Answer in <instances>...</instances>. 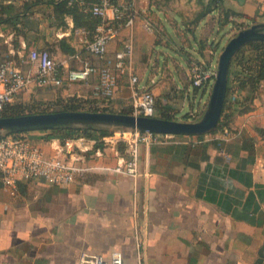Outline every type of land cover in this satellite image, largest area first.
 <instances>
[{"label": "crops", "instance_id": "obj_1", "mask_svg": "<svg viewBox=\"0 0 264 264\" xmlns=\"http://www.w3.org/2000/svg\"><path fill=\"white\" fill-rule=\"evenodd\" d=\"M32 1L0 0V59L14 61L33 77L14 101L78 97L118 111L129 108L127 71L119 73L117 89L107 100L98 94L95 75L61 86L36 82L38 68L28 62L33 48L48 49L59 58L62 71L78 68L87 59L72 17L62 27L50 17L49 4L26 10ZM200 1L209 0H135L138 17L133 27H121L106 58L91 56L93 62L114 67L116 51L131 39L133 73L154 92L157 103L182 110L189 102H205L211 88L194 92L189 69L195 62L216 66L235 31L231 25L219 31L217 11L195 21ZM222 1L264 21V0ZM11 14L21 15L15 25L3 21ZM146 18L158 31L143 28ZM238 99L242 103L229 129L141 143L138 177L115 171L127 160L118 144L100 147L90 140L97 137H87L75 140L73 155H68L80 157L77 163L89 168L73 183L20 181L18 193L11 195L0 181V264H90L84 255L108 260L117 250L126 262L135 261L141 251L143 264H264V83L253 93L248 88L238 91ZM48 133L27 131L52 155L59 140Z\"/></svg>", "mask_w": 264, "mask_h": 264}, {"label": "built area", "instance_id": "obj_2", "mask_svg": "<svg viewBox=\"0 0 264 264\" xmlns=\"http://www.w3.org/2000/svg\"><path fill=\"white\" fill-rule=\"evenodd\" d=\"M85 12L101 18L93 34L85 27L75 28L78 43L84 45L86 50L97 57L105 59L109 44L118 37L121 27H133L138 17L135 0H77ZM143 28L150 33L155 31L151 19L146 18ZM134 54V45L131 39L124 41L121 49L116 51L114 67L106 63H94L83 61L80 67L62 71L56 58L48 49L33 48L28 54V62L37 66L36 82L43 87L61 86L68 83L83 82L95 75L98 78V94L106 100L111 98L118 86L119 73L130 75L132 99L130 113L136 115L157 116V99L154 92L140 83L138 75L133 73L131 62ZM217 72V65H206L203 62H195L189 69V79L193 87H209L213 84ZM33 79L28 73L12 60L0 59V111L10 102H13L28 86ZM238 97L237 92L230 96L231 101ZM173 134H160L153 132L121 131L114 130L111 134L102 136L91 141L126 145L125 153L127 160L118 165L115 171L138 177L140 170L141 143L151 144L169 139ZM198 137V135H195ZM58 139V138H57ZM87 137L79 135L67 138L63 143L59 140L54 145L55 153L46 155L42 148L29 137L27 131L16 132L0 136V181L4 188L11 194L16 195L19 191L20 181L45 179L56 185H67L83 177L88 167L79 164L80 157H71L75 140L86 141ZM201 140L198 139L197 142ZM71 155V156H68ZM143 253L137 252L135 261L126 262L121 251H114L110 259L102 256L86 257L84 261L90 264H143Z\"/></svg>", "mask_w": 264, "mask_h": 264}, {"label": "trees", "instance_id": "obj_3", "mask_svg": "<svg viewBox=\"0 0 264 264\" xmlns=\"http://www.w3.org/2000/svg\"><path fill=\"white\" fill-rule=\"evenodd\" d=\"M86 1L89 3L92 0ZM118 1L119 0H112V3H118ZM41 3L49 4L50 6H52V11L49 15L53 19V22L62 27L67 26V17L70 16L73 19L74 27H85L87 30L90 31L91 34H93L96 27L101 22L100 17L94 16L90 12H85L83 10L82 5L77 0H34L28 3L25 9L27 10L30 8V6ZM200 4L202 5V7L199 13H197L194 17L195 21H199L201 18H204L207 14L217 11L219 31H222L223 29L231 25V30H234V34H236L238 31L251 26V23L258 21L257 18H251L250 16L242 12L225 7L222 0H209L206 3L204 1H200ZM20 17V14H11L8 15L6 18H3V21H8L15 25V20ZM154 27L155 31H158V27L155 25V23ZM70 37L73 38L72 36ZM62 40H69V38H63ZM262 83H264V41H254L242 48L232 62L228 79L227 100L221 119L215 130L229 129L232 122V118L235 114V111L237 110L236 108L240 103H242L240 99H238V97L235 100L231 101V94L233 92H237L238 94V91H242L247 88L250 90V92L253 93ZM205 89L206 87H194V92H205ZM245 100H247V98H245ZM59 105L63 106V108L58 110L54 109L56 106ZM250 108V106H246L245 110H249ZM157 109L159 112L158 116L170 119H180L179 111L171 105H164L161 104V102H158ZM63 110H91L117 112L114 109L99 106L95 102L82 100L78 97H70L66 101L61 100L48 103H42L37 101L28 103L17 101L10 102L3 107L2 111H0V116H18L23 114L54 112ZM122 112L128 111L124 110ZM183 116L186 120L188 118H192L189 113H185ZM193 120H196L195 117H193ZM45 131H49L47 135L48 137L54 136L58 138L61 142H64L67 138H73L79 135L91 138L97 137V139H99L102 136L111 134L114 130L89 128H56ZM261 131L264 133L263 130ZM202 135L204 134H200L198 136ZM103 144L104 143L102 141H98L97 146L103 147ZM118 148L121 153H125L126 145L124 143H118Z\"/></svg>", "mask_w": 264, "mask_h": 264}, {"label": "water", "instance_id": "obj_4", "mask_svg": "<svg viewBox=\"0 0 264 264\" xmlns=\"http://www.w3.org/2000/svg\"><path fill=\"white\" fill-rule=\"evenodd\" d=\"M264 41V21L238 31L223 46L206 107L196 120H178L130 112L63 110L18 116H0V136L16 132L56 128L111 129L173 135H200L214 131L221 119L228 95L232 62L249 43Z\"/></svg>", "mask_w": 264, "mask_h": 264}, {"label": "rangeland", "instance_id": "obj_5", "mask_svg": "<svg viewBox=\"0 0 264 264\" xmlns=\"http://www.w3.org/2000/svg\"><path fill=\"white\" fill-rule=\"evenodd\" d=\"M154 24V23H153ZM81 50H82V53L84 54V58L85 59H87L88 61H90V62H93L95 59L93 58L94 56L93 55H91L87 50H86V48H85V46L84 45H81L80 47H79ZM160 49H162L161 47H159ZM155 55V54H154ZM91 56H93V57H91ZM161 58L162 59H164V56H161ZM58 60H59V58H57V62H58ZM208 88H212V85L210 84L209 85V87ZM210 92H211V90H210ZM193 95V94H192ZM208 98H209V95H208V97H207V99H206V101L205 102H200V101H198L197 103H195V105L193 106L192 104H193V102H192V104L189 102V104L187 103V105H185L184 106V108L182 109V110H178L179 111V117H180V119L181 120H186V119H184V114L185 113H189L190 114V116L192 117L191 119H187V120H193V117H195V119H198V118H200L201 117V115H202V113H203V111H204V109H205V107H206V104H207V101H208ZM202 103V104H201ZM63 108V106H61V105H59V106H56L54 109H62ZM114 110H116V109H114ZM124 110H126V111H128V112H130V107L129 108H126V109H123V110H120V111H118V110H116L117 112H122V111H124ZM187 118V117H186ZM179 119V120H180Z\"/></svg>", "mask_w": 264, "mask_h": 264}]
</instances>
